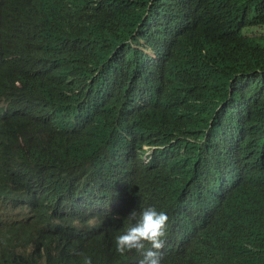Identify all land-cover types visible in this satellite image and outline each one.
Listing matches in <instances>:
<instances>
[{
    "label": "trees",
    "instance_id": "16d2710c",
    "mask_svg": "<svg viewBox=\"0 0 264 264\" xmlns=\"http://www.w3.org/2000/svg\"><path fill=\"white\" fill-rule=\"evenodd\" d=\"M264 264V0H0V264Z\"/></svg>",
    "mask_w": 264,
    "mask_h": 264
},
{
    "label": "clouds",
    "instance_id": "9594fccd",
    "mask_svg": "<svg viewBox=\"0 0 264 264\" xmlns=\"http://www.w3.org/2000/svg\"><path fill=\"white\" fill-rule=\"evenodd\" d=\"M123 230L114 236V247L119 253L135 250L140 253L137 264H161L160 252L163 245L168 214L154 205L131 209L125 216ZM84 264H91L84 257Z\"/></svg>",
    "mask_w": 264,
    "mask_h": 264
}]
</instances>
